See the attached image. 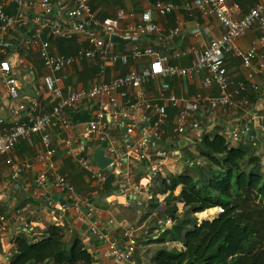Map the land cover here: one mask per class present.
Instances as JSON below:
<instances>
[{
	"label": "built area",
	"instance_id": "2783aa9c",
	"mask_svg": "<svg viewBox=\"0 0 264 264\" xmlns=\"http://www.w3.org/2000/svg\"><path fill=\"white\" fill-rule=\"evenodd\" d=\"M68 4L64 20L54 17V4L51 0H0V95L10 100H17L20 96V84L14 69L19 63L18 45L15 44L13 34L29 29L21 44L25 52L34 51L41 60L45 75L42 87L49 92L55 103L49 112L31 114L26 121H19V117L27 108L36 111L38 101L28 99L11 108L12 124L6 127V118L0 113V155H8L21 140L30 141L34 135H39L42 151L36 160L42 166L41 173L35 181L37 186L50 184L65 201L57 206L65 213L73 211L79 221L90 228L94 237L106 245V255L117 264H147L137 263L135 254L137 236L135 229L130 227L124 231L123 244L112 240L111 232L101 230L94 217L93 208L89 201L80 199L75 188L66 177L59 172L54 162L56 149L50 136L45 134L49 127H72L66 110L74 111L78 107L87 109L89 120L85 123L83 145L73 150L79 166L88 178L97 186H103L111 180L121 181L123 192L141 193L153 177L163 173L159 163H152L144 177V183L137 185L129 183L130 169L135 164L150 160V152L155 150V142L165 133L168 124V108L176 111L174 120V135L185 136L192 133L196 140H200L203 132L200 115L217 108L237 110L249 104L250 92L257 93L258 86L254 82V71L264 73V0L256 3L246 13L241 12L235 0H193L185 3L186 11L197 10L204 16L214 17L222 28V33L213 37L201 51L191 48L187 52L176 51L169 57L160 53L153 46L140 47L138 41L159 32V27L153 20V14L166 17L179 8L173 0H161L148 3L139 18L129 20L132 14L123 11L116 13V20L122 23L121 31L112 25L103 24L92 12L91 0H63ZM12 9L11 11L9 9ZM39 10L41 15H30L29 12ZM33 16V17H32ZM256 27L260 37L256 45L246 52L236 50L235 42L243 37L247 31ZM180 25L171 30L167 36L159 37L162 41H169L180 32ZM198 28L193 30L194 34ZM44 35H47L44 37ZM84 37V44L69 56L51 52V41H71L76 36ZM130 43L128 50H115L116 44L112 37ZM235 54L240 58L244 79L235 83L231 80L227 70L229 55ZM190 56V65L183 67L171 64L170 60L179 61ZM93 62L96 73L103 77L109 65L128 66L130 62L137 63L121 76L110 78L108 81H94L86 88L71 89L63 96L57 87L69 79V70L75 64ZM198 72L204 73L203 85L215 87L213 97L201 94L187 98L176 96L169 92L167 79H181ZM158 87L156 96H150L146 90L148 85ZM258 128L250 125L236 126L230 129L226 139L234 144L245 137L256 150L259 168L264 171V117L255 115ZM95 140L104 151V156L110 159V164L103 170L93 164L92 159L82 155L84 149L91 148ZM69 145V142L67 143ZM156 156H165L162 150H156ZM6 165L10 169L12 178L18 179L29 164H18L7 158ZM7 196L0 193V236L8 233L9 222L5 211ZM13 220L16 225L28 228L29 223L14 211ZM169 221L159 222L164 228Z\"/></svg>",
	"mask_w": 264,
	"mask_h": 264
},
{
	"label": "crops",
	"instance_id": "0c3cea01",
	"mask_svg": "<svg viewBox=\"0 0 264 264\" xmlns=\"http://www.w3.org/2000/svg\"><path fill=\"white\" fill-rule=\"evenodd\" d=\"M161 0H91L92 12L105 25H112L118 31H121L122 23L116 20V13L123 11L126 15L132 14L129 20L136 21L145 10L148 3H154ZM193 0H173L179 8L166 17H159L153 14V20L159 27V32L144 37L138 41L140 47L153 46L160 53L171 56L173 52H187L191 48L199 51L207 46V43L213 37L222 33V28L217 20L212 16H204L197 10L186 11L183 9L185 3H191ZM242 13H246L256 3L262 0H235ZM54 4V17L58 20H64L68 9V4L63 0H51ZM12 10L11 8L9 9ZM28 14L41 15L40 11L35 9ZM33 17V16H32ZM180 32L169 41H160L159 37H165L167 34L179 27ZM34 25H30L32 28ZM29 28V29H30ZM195 28L199 29L197 34L193 33ZM29 29H23L13 34L15 44L18 45L17 54L19 63L14 69V75L18 78L20 84V96L17 100L6 99L0 95V113L6 118V127L12 124L10 114L11 108L27 103L28 99H36L38 107L36 111L27 108L25 113L19 117V121H26L31 114H39L51 111L55 101L52 95L42 87V78L45 75L41 60L34 51L25 52L21 39L25 37ZM47 35H44L46 37ZM260 37V31L253 27L245 33L243 37L235 42L236 50L240 53L246 52L251 46L256 45ZM114 43L115 50H128L130 43L122 41L119 36ZM84 37L81 35L74 37L71 41L53 40L51 41V52L64 56L74 54L77 49L84 44ZM191 57L188 55L179 61L170 60L171 64H179L183 67L190 65ZM137 63L130 62L128 66L109 65L103 77L96 73V66L93 62H84L75 64L69 70V79L62 84H58L62 95L65 96L71 89H80L88 87L94 81H108L112 77L121 76ZM228 75L235 83L244 79V71L241 68L240 58L235 55H229L227 59ZM254 82L259 88L257 97L249 100L247 106L239 107L237 110L230 108H217L211 112H204L200 115V124L203 135L213 137L215 134L227 137L230 129L234 125L258 128V122L254 119L255 115L264 117V73L258 74L254 71ZM204 73L198 72L181 79H167L169 92L176 96H185L190 98L201 94L206 97L216 95L215 87H205L203 85ZM146 90L150 96H156L158 87L148 85ZM255 93V92H253ZM250 95V93H249ZM249 99V97H248ZM66 115L70 119L72 127L64 129L62 127H49L45 134L50 136L56 149L54 162L59 168V172L66 177L68 182L75 188L80 199L88 201L93 200L92 216L97 220L101 230L107 229L111 232L112 240L118 244H123V234L126 229L136 227L135 234L141 237V247L137 241L135 260L137 263H148L145 259V252L151 250L152 257L156 249L162 246L159 243L150 242L151 239H157L164 231L150 237L147 229L148 218L140 213L142 207H149L152 199H157L159 206L164 205L165 194H160L161 180H168L176 173H180L183 164L186 166L187 160L184 154L178 149L185 147L188 150L193 148L197 141L192 133L185 136H175L174 120L176 111L168 108V124L165 127L164 135L155 142V150L150 152V160L141 164H135L129 171L128 180L132 185L140 182L144 183V177L149 171L152 163H159L163 167V173L153 177L150 184L142 188L141 193L123 192L121 181L117 180L108 185L97 186L91 181L83 169L79 166L76 158L72 155L73 150L83 145V135L85 132V123H72V117L75 114H88L87 109L78 107L74 111L66 110ZM89 115V114H88ZM69 142V145L67 144ZM246 141L241 138L234 146H239ZM101 144L93 140L90 149H84L82 155L92 159V154L100 149ZM156 150L165 152V156L158 159ZM42 151V144L39 135L31 137L30 141L21 140L14 150L8 155H0V193H5L7 203L5 211L8 215L9 228L5 237L0 236V264H9V259L14 251V240L19 237H25L29 242H38L46 238V229L50 225L61 228L62 238L68 242L71 237H78L86 249L93 255L94 264H117L106 255V245L94 237L91 230L79 221L78 215L73 211L63 212L58 206L61 196L48 183L37 186L35 181L42 171V166L36 160L37 155ZM7 158L18 164H29L30 168L18 178L11 176L10 169L6 165ZM191 166V165H190ZM184 170V169H183ZM108 184V183H107ZM179 188L176 190L179 193ZM175 193V195H177ZM182 206L181 204H179ZM150 209V207H149ZM20 214L29 223L28 228H22L16 225L13 220L14 211ZM154 213H152L153 215ZM139 232V233H138ZM166 247L168 244H164ZM178 249V248H177ZM151 264V263H150Z\"/></svg>",
	"mask_w": 264,
	"mask_h": 264
},
{
	"label": "trees",
	"instance_id": "16d2710c",
	"mask_svg": "<svg viewBox=\"0 0 264 264\" xmlns=\"http://www.w3.org/2000/svg\"><path fill=\"white\" fill-rule=\"evenodd\" d=\"M248 97L252 101L257 94ZM243 139L245 143L232 146L223 135H202L194 144L195 153L185 157L184 170L161 180L164 205L152 199L144 219L156 210L171 226L150 240L162 244L151 264H264V174L255 148ZM114 182L106 185L111 188ZM212 209H218L216 217L198 224L196 216ZM62 231L50 225L46 238L35 243L17 237L9 264H94L81 240L71 237L65 242ZM168 242L180 248L168 249Z\"/></svg>",
	"mask_w": 264,
	"mask_h": 264
},
{
	"label": "rangeland",
	"instance_id": "374dc122",
	"mask_svg": "<svg viewBox=\"0 0 264 264\" xmlns=\"http://www.w3.org/2000/svg\"><path fill=\"white\" fill-rule=\"evenodd\" d=\"M195 149V148H194ZM193 148H191V149H189L187 152H184L183 154H184V157H186V156H188V152L189 153H195V150H194ZM185 159H187V158H185ZM184 165H185V163L183 164V166H182V168H180L179 169V171H183V169H184ZM260 172L262 173V174H264V171L262 170V169H260ZM177 174V173H176ZM176 194H177V191L175 192ZM181 207L182 206H180L179 204H178V208H179V210H181ZM149 211H150V209H149V207H142V209H140V213H141V215H143V217L147 214V213H149ZM217 211H218V209H212V210H209V211H207V212H204V213H202V214H200V215H197L196 216V218H197V220H198V224H201L203 221H212L215 217H216V215H217ZM153 215L151 214V216L150 217H148V222H147V226H148V230H149V233H150V237L152 236V235H156L157 233L155 232L156 231V229L158 228V226H159V222H161V221H163V217L160 215V214H158V212L156 211V210H154L153 211ZM171 226V222L169 221V224H166L165 225V227L164 228H168V227H170ZM134 229H136V227H133ZM139 233V232H138ZM138 236V235H137ZM140 239H141V237H137V241H138V244H139V246L141 247V243L139 242L140 241ZM153 240V239H152ZM137 244V245H138ZM166 244H168L167 245V248L168 249H172V248H180V245H178V244H175V243H170V242H168V243H166ZM149 252H151V250L150 249H148L147 250V252H145L144 254H145V259H147V261H148V263L150 264V259H151V256H150V253Z\"/></svg>",
	"mask_w": 264,
	"mask_h": 264
},
{
	"label": "water",
	"instance_id": "95a60500",
	"mask_svg": "<svg viewBox=\"0 0 264 264\" xmlns=\"http://www.w3.org/2000/svg\"><path fill=\"white\" fill-rule=\"evenodd\" d=\"M117 39V37H112L111 41L115 42ZM89 120V115L88 114H75L72 117V123H87ZM92 162L94 165H96L99 169L103 170L107 167L108 164H110V159L106 158L104 156V151L102 148L96 150L93 154H92ZM59 202L61 204H64L65 201L62 198H59ZM93 200L89 201V204H92Z\"/></svg>",
	"mask_w": 264,
	"mask_h": 264
}]
</instances>
